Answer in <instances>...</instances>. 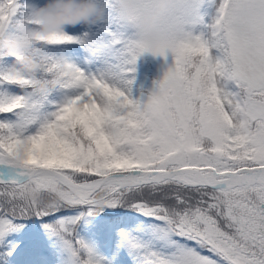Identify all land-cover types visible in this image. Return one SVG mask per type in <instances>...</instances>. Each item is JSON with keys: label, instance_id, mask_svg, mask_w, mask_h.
<instances>
[{"label": "snow or ice", "instance_id": "1", "mask_svg": "<svg viewBox=\"0 0 264 264\" xmlns=\"http://www.w3.org/2000/svg\"><path fill=\"white\" fill-rule=\"evenodd\" d=\"M43 3L0 0V26ZM102 3L35 36L54 88L0 49V264H264V0H168L151 33V0Z\"/></svg>", "mask_w": 264, "mask_h": 264}, {"label": "clouds", "instance_id": "2", "mask_svg": "<svg viewBox=\"0 0 264 264\" xmlns=\"http://www.w3.org/2000/svg\"><path fill=\"white\" fill-rule=\"evenodd\" d=\"M115 6L122 17L127 18L134 13L133 0H116ZM168 6V0H151L149 11L139 18L145 33H151L159 26ZM105 11L102 0H44L43 4L37 5L31 12L33 26L29 33L14 38L9 34L7 26H0V49L5 56L16 58L14 72L28 77L33 90L42 92L54 88L56 78L48 82L40 78L46 61L35 53L39 44L35 36L46 37L69 27L95 24L103 18ZM145 43L155 46L157 41L146 40Z\"/></svg>", "mask_w": 264, "mask_h": 264}, {"label": "trees", "instance_id": "3", "mask_svg": "<svg viewBox=\"0 0 264 264\" xmlns=\"http://www.w3.org/2000/svg\"><path fill=\"white\" fill-rule=\"evenodd\" d=\"M160 75L151 54H146L137 62L136 82L145 87H150L152 80Z\"/></svg>", "mask_w": 264, "mask_h": 264}, {"label": "rangeland", "instance_id": "4", "mask_svg": "<svg viewBox=\"0 0 264 264\" xmlns=\"http://www.w3.org/2000/svg\"><path fill=\"white\" fill-rule=\"evenodd\" d=\"M153 60H154L155 65H156V70H157L158 74L161 76L162 72H163V68H162L163 60H162V58H159V57H153Z\"/></svg>", "mask_w": 264, "mask_h": 264}]
</instances>
